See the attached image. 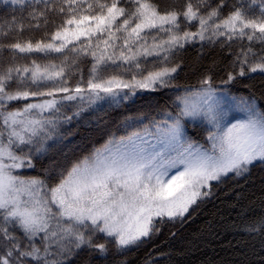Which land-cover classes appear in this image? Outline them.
Listing matches in <instances>:
<instances>
[{
  "label": "snow or ice",
  "instance_id": "obj_1",
  "mask_svg": "<svg viewBox=\"0 0 264 264\" xmlns=\"http://www.w3.org/2000/svg\"><path fill=\"white\" fill-rule=\"evenodd\" d=\"M0 5L12 6L0 15V264H75L84 250L128 264L214 188L264 164V104L221 86L264 76V0ZM189 49L200 70L181 85ZM165 90L171 104L156 116L124 121L134 130L72 159L53 153L77 134L70 125ZM246 230L264 235V216Z\"/></svg>",
  "mask_w": 264,
  "mask_h": 264
},
{
  "label": "trees",
  "instance_id": "obj_2",
  "mask_svg": "<svg viewBox=\"0 0 264 264\" xmlns=\"http://www.w3.org/2000/svg\"><path fill=\"white\" fill-rule=\"evenodd\" d=\"M11 11L12 6H8L5 12L3 5H0V15H8ZM39 35L37 32L36 36ZM212 58H216L215 53L205 63ZM183 59L185 68L180 74L179 83L195 84L193 72L200 70L196 63V51L189 49ZM221 86L230 88L232 94L237 96L254 91L256 103L264 104V96L261 95L264 76L257 75L255 80L248 82V87L244 84ZM171 95V90L139 93L118 107L98 111L90 120L70 125L74 130L79 129L77 134L63 145H57L53 153L63 148L72 159L99 147L110 134L124 135L134 130L125 128L124 121L131 124L144 115L156 116L162 108L171 104ZM97 118L101 121L99 124ZM144 122L147 123V119ZM189 134L201 140L199 130L190 125ZM57 158L63 160L62 156ZM213 191L215 194L200 204L183 224L166 225L154 243L130 251L123 259L128 264H145L146 259L155 264H264V235L246 230L253 219L264 216V164L257 162L246 178L228 179ZM75 264H110V261L90 256L84 250L75 259Z\"/></svg>",
  "mask_w": 264,
  "mask_h": 264
},
{
  "label": "rangeland",
  "instance_id": "obj_3",
  "mask_svg": "<svg viewBox=\"0 0 264 264\" xmlns=\"http://www.w3.org/2000/svg\"><path fill=\"white\" fill-rule=\"evenodd\" d=\"M190 126H191V125H190ZM191 127H192V126H191ZM192 128H193V127H192ZM194 129H195V128H194ZM197 129H198V128H197ZM198 130H199V133L201 134L200 137H201V142H202V135H203V134L201 133L200 129H198Z\"/></svg>",
  "mask_w": 264,
  "mask_h": 264
}]
</instances>
